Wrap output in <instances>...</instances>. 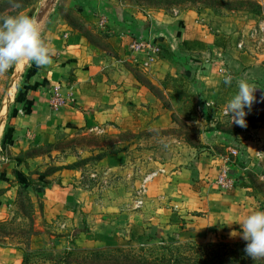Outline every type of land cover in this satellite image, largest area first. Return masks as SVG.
I'll return each mask as SVG.
<instances>
[{
    "label": "rangeland",
    "instance_id": "1",
    "mask_svg": "<svg viewBox=\"0 0 264 264\" xmlns=\"http://www.w3.org/2000/svg\"><path fill=\"white\" fill-rule=\"evenodd\" d=\"M71 1L62 8L70 0H0V15L23 14L36 21L47 17L45 29L57 14L82 25L81 15L87 29L111 33L117 28L109 18L115 16L147 26L154 18L174 20L177 26L186 19L193 31L214 39V45L224 46L233 56L242 53L239 58L225 53L221 69L233 80L224 89H237L244 78L259 85L254 95L264 90V0H105L117 6L114 12L107 10V17L88 9L79 12L76 6L83 4ZM90 1L85 0L87 5ZM40 29L42 35L43 25ZM196 46L181 52L191 69L188 80L202 61ZM214 57L216 53L205 54L203 59ZM19 65L0 74V264H264L246 254L242 237L159 238L157 233L146 235L142 226L161 218L166 225L180 224L175 205L197 184L179 169L193 166L201 153V129L206 133L229 128L226 107L208 119L205 114L173 118L169 125L141 119L134 126L75 131L45 124L52 129L46 137L32 132L30 143L14 148L23 134L16 129H39L38 122L23 113L35 63L27 61L17 73ZM205 143H214L213 137ZM178 188L184 190L181 199Z\"/></svg>",
    "mask_w": 264,
    "mask_h": 264
},
{
    "label": "crops",
    "instance_id": "2",
    "mask_svg": "<svg viewBox=\"0 0 264 264\" xmlns=\"http://www.w3.org/2000/svg\"><path fill=\"white\" fill-rule=\"evenodd\" d=\"M79 1L83 5L77 4V11L83 13L88 9L101 17H107V10L114 12L117 8L110 4L111 1L91 0L88 5L85 0ZM71 2L62 8L70 7ZM79 17L86 25L84 16ZM109 19L117 28L111 29L112 33L108 29L107 32L99 31L74 24L65 14L54 16L41 35L51 51L52 63L40 67L34 65L35 74L30 75L29 81L31 92L25 99L27 109L23 112L26 113L24 117L38 122L39 129H16V133L22 131L23 134L14 148L22 149L30 143L34 139H31L32 132L34 137H46L52 129H45V124L51 128L71 127L76 131L105 125L134 126L141 119H153L157 125H169L173 118H197L204 114L208 119L210 114L226 107L238 91L233 87L230 90L228 86L224 89L227 84L218 74L223 68L221 65L227 62L225 53L232 56L233 53L227 48L224 50V46L214 45V39L193 31L186 19L178 26L174 25V20L161 21V18L150 21L151 26L143 21L119 20L117 16ZM138 38L155 41L163 51L151 69L143 68L140 61L134 62L130 56V44ZM194 44L197 45L195 53L201 55L198 56L202 61L194 80H188L186 77L190 76L191 69L185 58H181L185 56L181 52L183 47ZM204 47L209 50L206 52ZM213 53L217 57L204 61L205 54L210 57ZM241 54L234 56L239 58ZM57 86L68 100L59 110L50 105ZM258 90L252 108L246 109V127L232 124L228 117V129H208L206 133L201 129V153L191 163L193 166L179 169L180 174L187 173V180L192 185L197 184L196 189L187 188V197L183 201L174 203L180 224L166 225L163 218L145 222L142 226L146 235L157 233L159 238L178 240L240 238L231 235L233 231L242 232L239 223L254 211H264V183L256 157L264 146V90ZM260 113L262 115H258ZM212 137L214 143H205V139ZM217 141L224 143L221 145ZM204 151L208 152L202 153ZM223 170H227L229 178L235 181L232 190L218 185ZM182 191L177 189L179 198L183 197ZM147 228L151 230L147 231Z\"/></svg>",
    "mask_w": 264,
    "mask_h": 264
},
{
    "label": "clouds",
    "instance_id": "3",
    "mask_svg": "<svg viewBox=\"0 0 264 264\" xmlns=\"http://www.w3.org/2000/svg\"><path fill=\"white\" fill-rule=\"evenodd\" d=\"M23 60L34 62L38 67L52 63V54L41 38L39 23L28 15H0V74ZM232 80L231 75H226L224 83L231 85ZM237 89L225 111L232 124L246 127V109L250 110L256 101L257 89L244 78L238 80ZM239 224L242 232L233 231L231 235H239L247 242L245 252L254 261L264 260V211L252 212Z\"/></svg>",
    "mask_w": 264,
    "mask_h": 264
},
{
    "label": "built area",
    "instance_id": "4",
    "mask_svg": "<svg viewBox=\"0 0 264 264\" xmlns=\"http://www.w3.org/2000/svg\"><path fill=\"white\" fill-rule=\"evenodd\" d=\"M129 50L130 56L133 58L134 62L140 61L142 67L145 69H151L153 64L159 59L162 52L161 47L155 41L148 38L135 39L130 44ZM219 74L224 78L226 75H230L224 69H220ZM60 90V86L55 87L51 97L50 105L55 110L61 109L68 102V100L61 95ZM256 157L260 162L261 171L263 172L260 178L261 181H264V146L259 149ZM218 185L226 190L233 189L235 181L229 178L227 170H223V172L221 173L218 180Z\"/></svg>",
    "mask_w": 264,
    "mask_h": 264
},
{
    "label": "bare ground",
    "instance_id": "5",
    "mask_svg": "<svg viewBox=\"0 0 264 264\" xmlns=\"http://www.w3.org/2000/svg\"><path fill=\"white\" fill-rule=\"evenodd\" d=\"M47 16V15H46ZM28 60H23L20 62V65L17 68V73H20L22 71V69H24L25 64L27 63ZM15 88V83H13L12 87H11V93L13 92V89ZM14 93V92H13Z\"/></svg>",
    "mask_w": 264,
    "mask_h": 264
},
{
    "label": "water",
    "instance_id": "6",
    "mask_svg": "<svg viewBox=\"0 0 264 264\" xmlns=\"http://www.w3.org/2000/svg\"><path fill=\"white\" fill-rule=\"evenodd\" d=\"M42 17H43V16H42ZM44 21H45V24H46V22L48 21L47 17L45 18V20H44V17L41 18V19H40V18L37 19V22L39 23V25H40V26L43 25V30H45Z\"/></svg>",
    "mask_w": 264,
    "mask_h": 264
},
{
    "label": "trees",
    "instance_id": "7",
    "mask_svg": "<svg viewBox=\"0 0 264 264\" xmlns=\"http://www.w3.org/2000/svg\"><path fill=\"white\" fill-rule=\"evenodd\" d=\"M259 171H261V170H259ZM261 173L263 174V172L261 171ZM262 183H264V181H261Z\"/></svg>",
    "mask_w": 264,
    "mask_h": 264
}]
</instances>
